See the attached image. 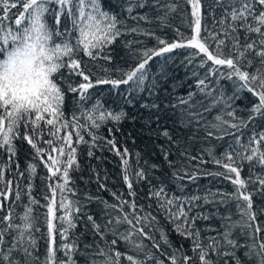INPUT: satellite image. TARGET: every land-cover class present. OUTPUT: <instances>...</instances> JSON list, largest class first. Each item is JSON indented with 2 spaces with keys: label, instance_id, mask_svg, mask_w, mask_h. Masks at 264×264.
Masks as SVG:
<instances>
[{
  "label": "trees",
  "instance_id": "obj_1",
  "mask_svg": "<svg viewBox=\"0 0 264 264\" xmlns=\"http://www.w3.org/2000/svg\"><path fill=\"white\" fill-rule=\"evenodd\" d=\"M98 2L102 11L116 16L117 20L123 23L118 24L122 35L105 47L104 52L111 56L110 61L102 58L91 61L82 53L75 57L82 59V67L86 74L89 69L91 70L93 81L96 77L122 78V73L118 69L128 70L134 66L139 61V54L142 51L145 49L158 50L164 47L158 43L157 37L164 39L167 43H172L181 39L177 35V30L185 37L193 35L192 28L189 27L193 19L191 5L187 0H98ZM138 2H143L144 6L137 7ZM201 4L204 17L202 26L207 25L209 30H212L215 23L213 16L218 19L223 9L216 5L215 0H201ZM130 6L133 10L128 13L127 9ZM169 6H175V11H171ZM19 8L18 4V8L12 9L9 16L14 19V14ZM50 8H56L58 11L56 5H51ZM2 14L0 12V15ZM76 14L78 15V12ZM134 17H147V19L138 20ZM46 18L55 30L50 14ZM61 19V29L72 30L71 18L62 16ZM125 27L129 30L138 28L141 31H125ZM145 33H153V35H145ZM243 35L241 32V38ZM78 37L79 32L74 31L71 37L73 44ZM62 39L64 37H54L57 43ZM195 51L198 50L187 47L176 48L161 56H154L146 65L147 79L142 91L132 90L131 85H121L118 89L102 85L90 89L93 101L98 98L104 110L111 111L113 115L124 113L119 121L109 118L106 123L101 124L99 129L92 127L91 123L81 115V111L75 106L74 95L72 93L66 95L63 105L65 117L71 121L72 113L75 112L79 122L86 125L81 130V135L87 141L77 143L75 129L71 126L60 132L61 136L66 135L67 131L73 132L72 146L76 148L75 159L78 165V167L74 165L72 169H69L68 187L72 189V192L65 193L68 200H72L80 207L79 213L73 212L72 214L75 227L69 229L68 241H66L76 245V250L71 257L75 264H92L93 261L96 264H104L107 256L98 253L101 249L108 253L110 248L108 242L112 239H117V244L111 246L112 253L119 251L132 255L138 260L145 261V264H157L159 261L171 264L169 257L173 255L176 256L179 264H183L182 257L185 255L192 257L188 264H199L197 253L193 251L192 241L176 230L175 222L169 219L168 212L163 210L160 202L152 196L153 191L161 188L169 198H184L182 202L185 203V211L189 213V218L197 217L195 227L200 230V239L205 245L210 242L209 238H219L220 231H222V216L231 215L232 221H240L235 202L227 204L211 202L220 200V196L214 195L217 192L233 193L234 186L222 176L207 175V173L224 171L220 165L212 162V156L208 154V150L211 149L216 157L221 158L224 152L229 150V144H234V136L223 135L222 139H217L216 137L221 136L222 133L210 128L214 136L207 137L205 126L209 123H216L217 115L234 123L243 120L247 127L242 126L240 131L231 129L227 125L224 128L240 136L242 143L247 144L250 136L264 133V117L256 116L249 119L257 98L247 90H237L231 80L209 76L206 83L212 95L209 96L200 91L198 82L204 79L210 71L211 62L202 64L203 54L195 55ZM225 52H228L227 48ZM250 58L253 59V66L248 68L242 64L241 67L242 70L251 73L255 71L259 61L255 57ZM104 69L108 71L105 72ZM221 71L226 72L227 69L222 68ZM61 75L67 77L69 75L67 69H62L61 73L56 74V76ZM71 82L73 86H78L82 78L73 75ZM64 89L66 85L62 90ZM192 93L195 94L190 101L193 107L189 108L188 105L180 103L182 99H188L189 94ZM221 94L223 100H221ZM215 101H220V103L214 104ZM89 103L91 104L92 101ZM205 108L210 110L204 111ZM229 111H234L237 119L234 120L227 116L226 113ZM190 112L194 115L190 116ZM41 128L44 130L43 137L33 136V139L37 142V147L47 151L49 146L44 141L52 139L48 135L51 126H46L42 121ZM165 131L169 136L163 135ZM19 133L20 137L33 135L31 125L26 129L21 123ZM89 133L100 139L93 143ZM20 137L13 140L15 155L7 151V146L0 147V173H2L0 174V192L9 187L8 181H12L10 185L12 194L3 201L4 209L0 210V217L6 215L8 209H12L14 217L23 215L26 210L25 205L29 204L30 200L26 192L28 186L31 185V198L38 201L37 204L32 205V214L36 218V229H38L33 232L36 239L34 255L38 259L33 260L32 264H43L49 246L45 222L47 207L44 199L49 191L45 179L49 174L41 161L36 158L35 150ZM113 139L115 148H118L122 154L124 149H127V173L133 184L131 192L135 193L134 196L131 195L127 182L123 179L125 166L121 156L117 155L112 146L107 143L108 140ZM261 148L264 149V144ZM90 151L92 155H89ZM65 152L67 154V149ZM165 154H167V159H165ZM52 155L56 157L59 154L52 153ZM44 159H47L46 154ZM60 159L65 160L66 155ZM234 159L242 168V179L247 181L252 174L264 175V169L255 165V161L250 165L247 161H240L239 157H234ZM32 163L37 165V171L30 179L27 169ZM140 170H143L146 178L137 180L135 173ZM21 173L23 175H20ZM189 176L196 178L189 179ZM255 187L249 183L248 191L253 192ZM17 190L21 196L19 201L14 198ZM191 197H200V199L189 203ZM205 198L210 202L206 203ZM56 199L59 203V193ZM252 200V210L256 215L252 223L258 225L261 231L255 233L254 229H245L240 226L233 230L232 238L242 245L235 250V255L239 257L241 264H256L254 257L245 256L246 246L248 244L258 246L259 243L264 242V196L253 194ZM132 201L136 204L134 215L148 217V220H141L137 228L143 227L152 239L149 240L138 233L132 236L135 244H143V250L134 247L133 243L119 239V234L135 231L126 223H116V219L118 217L122 219L125 214H128L129 219H133L134 224L136 223L132 209L129 207ZM112 205H118V207L113 208ZM176 207L177 205H173L172 210L175 211ZM121 208L123 211L120 210ZM56 215H61L59 208ZM88 216H92L95 222L101 225V232L105 233L103 238L96 234L92 223L87 219ZM204 216L208 218H200ZM109 220H112L111 224L108 223ZM15 222L20 223L19 220ZM53 223L56 225L55 246L59 249L61 225L59 220H54ZM0 227H3V224H0ZM112 229H116V236L112 234ZM249 233H252L255 238L250 239ZM164 237L167 238L168 243L164 242ZM11 241L12 237L6 235L5 247L10 246ZM155 244H159L160 248H155ZM146 254L152 255L154 259H148ZM210 257L213 264H236L231 257L218 256L216 253H210ZM13 258L23 264L24 258L19 252L13 253ZM65 259L67 257L64 253L58 250L57 264ZM120 264H130V262L122 256Z\"/></svg>",
  "mask_w": 264,
  "mask_h": 264
},
{
  "label": "snow or ice",
  "instance_id": "obj_2",
  "mask_svg": "<svg viewBox=\"0 0 264 264\" xmlns=\"http://www.w3.org/2000/svg\"><path fill=\"white\" fill-rule=\"evenodd\" d=\"M191 5L192 22L189 25L192 28L193 35L185 37L177 30V35L181 38L180 41L167 43L164 39L157 37L160 45L158 50L145 49L139 54V61L128 70L118 69L121 71L122 78H100L96 77L93 81V74L89 69L87 74L84 67H82V59L75 58L81 53L83 56L90 58L91 61L97 59H104L110 61L111 56L104 52L107 45L112 44L117 37L122 35L121 28L118 24L123 22L118 21L116 16L109 15V13L102 11L98 0H0V54L6 51V47H11L17 40L23 37L25 42L34 41L31 45L25 43V48L31 47L35 52L37 45L39 46V55L33 58V74L25 80H17L15 83L8 81L3 82L0 78V147L7 146V151L15 155V147L13 140L20 137L19 127L21 123L27 129L31 125L33 135H24L20 138L26 140L35 150L36 158L41 161V164L49 174L46 176V187L48 194L44 196L46 201L47 212L45 215V222L47 225L48 236V249L47 256L43 264H57L56 253L62 251L65 260L59 261V264H75L71 258L73 252L76 250L74 243L68 241V231L75 227L73 221V212L79 213L80 207L72 200H68L65 193H71L72 189L68 187L69 184V169L77 165L75 159L76 148L73 147V132L67 131L66 135L61 136L62 129L67 130L70 126L75 129L77 143L87 142L84 136L81 135V130L86 125L79 122L75 112L72 113L71 121L65 117L63 105L68 93L74 95V103L77 109L81 111V115L91 123V126L99 129L101 124L106 123L110 118L113 121H119L124 115L123 112L113 115L111 111L104 110L103 105L97 98L93 101V94L89 92L90 89L97 86L109 85L112 88L118 89L121 85H131L132 90H143V85L147 79L146 65L152 60L154 56H161L164 53L171 52L176 48H191L195 51V55L203 54L202 64L211 62L210 71L204 79H200L198 86L200 91L205 92L206 95L211 96L212 91L208 90L209 85L206 83L209 76H219L221 79L233 81L237 90H247L254 97L257 102L251 109L249 119L256 116L264 117V0H215L216 5L223 9L220 17L217 19L213 16L214 25L212 30H209L207 25L202 26L204 19L202 14L201 0H187ZM19 10L14 14V19L9 16L12 9ZM51 5L58 6L50 8ZM137 7H143V2H138ZM86 7L88 11L86 12ZM171 11H175V6H169ZM75 9V11H74ZM130 6L127 11L132 12ZM78 12V15L76 14ZM52 20L53 26L49 25V17ZM71 18L72 30L61 29V17ZM135 19H147V17H134ZM162 20L165 18H161ZM10 23H6L9 22ZM125 31L138 32V28H131L130 30L125 27ZM74 31L79 32V37L76 38L75 43L71 41ZM203 32V35H202ZM243 32V38H241ZM145 35H153V33H145ZM253 36L255 38H253ZM54 37L61 38V42L57 43ZM228 52H225V49ZM16 51H19L17 47ZM103 54V55H102ZM15 52H8L7 61H0V65L11 62ZM255 57L259 64L256 66L255 71L249 72L242 70L241 65L251 68L253 66V59ZM67 58V59H65ZM38 62V66H35ZM226 68L227 71H221ZM62 69H67L69 74L67 77L56 74L61 73ZM105 72L108 69H104ZM52 73H55L53 76ZM81 77L82 82L78 86H73L71 80L72 76ZM66 85V89L62 90ZM194 93L189 94L188 99H182L181 104L188 105L189 108L193 107L190 103ZM221 100L223 95L221 94ZM92 101L90 104L89 102ZM220 101H215L218 104ZM214 106V105H213ZM153 107H157L153 105ZM230 107V105H229ZM87 109V110H85ZM205 108L204 111H209ZM189 115H194L189 113ZM227 116L237 119L234 111L226 113ZM46 116L48 118H46ZM216 123H209L205 126L207 137H213L214 133L209 129H216L222 133L217 136V139H222L223 135L234 136V144H229L221 158L216 157L212 150H208V154L212 156V162L220 165L224 171L217 173H207L210 176H222L225 180L230 181L234 186L233 193L217 192L214 195L220 196L219 201H211L217 203H231L235 202L237 212L240 216V221H232L231 215L221 217L222 231H220L219 238L211 237L208 244H203L200 239V230L195 227V220L197 217L189 218V213L185 211V203L182 197L169 198L161 188L158 191H153L152 196L160 202V207L168 212L169 219L175 222L176 230L186 238L190 239L193 243V251L197 253L199 264H213L210 253H216L218 256L231 257L236 261V264H241L239 257L235 255V250L242 245L238 244L232 238L233 230L237 227L245 229H254L255 233L261 231L258 225H254L256 215L253 212V194L264 196V175L252 174L249 180L241 178L242 168L237 163L234 157H239L240 161H247L249 164L260 166L264 169V149L261 145L264 144V133H257L248 138L247 144L242 143L241 137L236 136L235 133L227 131L224 128L227 125L231 129L240 131L241 127H247L243 120L238 123L225 120L223 116L217 115L215 117ZM46 126H51L48 135L52 139L44 141L49 147L47 151L43 148L37 147V142L34 141L33 136L42 138L43 129L41 122ZM93 143L99 137L89 133ZM164 136H169L168 132L163 133ZM171 139V137H169ZM55 141V143H54ZM107 143L112 146L117 155L121 156L124 169L123 179L127 182V187L131 195L133 184L127 173L128 159L127 149H124L123 154L118 148H115V140H108ZM67 149V154L65 150ZM239 149V150H237ZM52 153L59 155L54 157ZM45 154L47 159H44ZM61 160L60 157H64ZM92 155V152H89ZM167 159V154H165ZM195 159V157H193ZM227 161V162H225ZM253 165V166H255ZM78 167V165H77ZM29 178L35 175L37 165L32 163L28 165ZM2 174V173H0ZM20 175H23L22 173ZM137 180L145 179V173L140 170L135 173ZM254 176V178H253ZM55 178V179H54ZM195 176H189V179H195ZM7 187L3 192H0V210L4 209L3 201L7 200L12 194L10 185L12 181L7 182ZM255 185L253 192L248 191V184ZM59 193V203H57V194ZM26 194L30 197L29 204L25 205V212L23 215L14 217L12 209L7 210V214L0 217V264H21L19 260L13 258V253L19 252L23 256V264H32L33 260L38 259L34 255L36 251V239L33 232L36 229V218L33 216L32 205L37 204L35 198H31V185L28 186ZM163 197V199H161ZM15 200L21 199L20 192H15ZM200 197H191L190 201L199 200ZM205 202H210L205 198ZM127 203V202H125ZM177 205L176 210H172V206ZM116 208L118 205H112ZM132 209L133 219L128 218L125 214L122 219L117 218L116 223H126L134 229V232L127 234H119V239L128 243H133L134 247L143 250V244H135L132 241V236L136 233L151 240L152 237L145 232L143 227H138L141 220H148V217H140L134 215L136 210L135 201L129 204ZM61 211V215L57 216V209ZM123 211V209H120ZM207 219L208 217H200ZM95 229L96 234L102 238L105 233L101 232V225L97 224L92 216L87 217ZM155 219L154 217L152 218ZM19 220L20 223L15 221ZM54 220L60 221V237L61 244L59 249L56 248L55 229L56 225ZM109 224L112 220L108 221ZM112 234L117 235L116 229H112ZM10 235L12 241L10 246L5 247V236ZM249 238L254 239V235L249 233ZM163 236V234H162ZM164 242L168 243L167 238L164 237ZM109 252L106 253L102 249L99 255L107 256L104 264H120L121 257L124 256L130 264H145V261L138 260L132 255H126L119 251L112 253L111 246L117 244V239H112L110 242ZM155 248L159 249L160 245L155 244ZM245 256L255 258L256 264H264V242L256 244H248ZM230 249V251L228 250ZM111 253V254H110ZM148 259H154L150 254H146ZM171 264H179L176 256L169 257ZM183 264H188L192 257L187 255L182 257ZM92 264H96L95 261ZM157 264H164L163 261Z\"/></svg>",
  "mask_w": 264,
  "mask_h": 264
},
{
  "label": "clouds",
  "instance_id": "obj_3",
  "mask_svg": "<svg viewBox=\"0 0 264 264\" xmlns=\"http://www.w3.org/2000/svg\"><path fill=\"white\" fill-rule=\"evenodd\" d=\"M25 43L31 45L34 41L25 42L21 37L11 47L6 46V51L0 54V61H7L8 52H15L11 62L0 65V78H3V82L7 83L10 80L15 83L17 80H25L30 74H33V58L39 55V46L37 45L34 52L31 47L25 48ZM17 47L19 51H16ZM35 66H38V62ZM52 75L54 76L55 73Z\"/></svg>",
  "mask_w": 264,
  "mask_h": 264
}]
</instances>
